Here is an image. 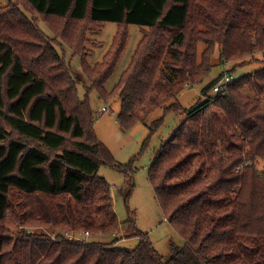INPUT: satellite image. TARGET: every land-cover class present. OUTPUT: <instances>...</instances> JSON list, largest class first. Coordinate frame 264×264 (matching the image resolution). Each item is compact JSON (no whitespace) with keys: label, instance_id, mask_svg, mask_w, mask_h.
Returning <instances> with one entry per match:
<instances>
[{"label":"trees","instance_id":"16d2710c","mask_svg":"<svg viewBox=\"0 0 264 264\" xmlns=\"http://www.w3.org/2000/svg\"><path fill=\"white\" fill-rule=\"evenodd\" d=\"M110 22L121 33L148 29L112 92L105 84L127 32L117 33L102 63L84 66L101 97L121 99L124 129L146 125L159 109L178 112L188 86L203 88L205 102L187 113L149 171L166 219L185 241L166 258L138 232L134 250L117 247L122 222L99 170L111 165L133 179L132 169L118 166L99 141L91 104L79 99L53 44L85 59L91 26ZM217 51L220 65H233V79L214 95L224 76L207 81ZM258 55L264 58V0L0 3V264H264V65L235 77L238 64L261 62ZM162 124L153 122L151 132ZM65 231L113 241L68 239Z\"/></svg>","mask_w":264,"mask_h":264},{"label":"rangeland","instance_id":"374dc122","mask_svg":"<svg viewBox=\"0 0 264 264\" xmlns=\"http://www.w3.org/2000/svg\"><path fill=\"white\" fill-rule=\"evenodd\" d=\"M8 2L9 0H0L1 5H6ZM26 15L32 19L27 13ZM38 25L52 41L55 37L54 34L40 20ZM126 32V47L118 60L114 73L105 84L108 92H112L116 88L129 68L137 47L148 29L130 25L127 30L122 31L123 34ZM117 33L122 34L121 31L119 32V26L116 23H106L102 27L91 26L87 34L88 42L85 45L86 53L90 55L85 59L83 56L74 54L73 50L64 45L60 47L55 43L53 44L77 80L79 99L88 100L91 104L95 122L94 130L99 141L111 151L118 166L124 169H132L133 179L111 165H103L99 170V176L104 177L111 185L113 207L122 222V227L124 226V229L121 231L120 228L117 234L120 239L117 247L134 250L140 241V238L135 236V233L138 232L149 238L157 253L166 258L170 256L174 247L184 246L185 241L166 219L150 182L149 171L162 146L186 121L187 113L205 102L202 95L203 88L202 86H188L178 97V103L182 107L178 112L165 113L163 109H159L147 118L146 125L140 123L130 129H124L119 122L122 109L121 99L119 97H112V99L101 97L93 88L84 70L85 65L95 67L103 62L104 57L113 47ZM204 49L205 47L201 44L199 48L201 54ZM257 58L261 62L249 64V59L247 65L238 64L235 67V77L238 78L256 71L257 68L260 69V66L264 65V58L260 55ZM214 63V68L207 80L208 83L218 79L223 72L225 73V69L233 68L232 64L220 65L218 51ZM104 107L109 109L108 113H103ZM161 119L163 124L152 133L150 126L153 122ZM258 168L264 169V160L258 162ZM130 220L134 224L127 223ZM110 237L104 235L97 239L92 236L89 240L107 243L113 241V238Z\"/></svg>","mask_w":264,"mask_h":264},{"label":"built area","instance_id":"2783aa9c","mask_svg":"<svg viewBox=\"0 0 264 264\" xmlns=\"http://www.w3.org/2000/svg\"><path fill=\"white\" fill-rule=\"evenodd\" d=\"M225 66H227V64H225ZM232 79H233V76L228 74V69H225L224 76L222 77L221 81L215 86L213 90V94L218 95V94L226 92L227 85L229 84V82L232 81ZM259 101L262 103V105H264V95L259 98ZM108 112H109V109L104 107L103 113H108ZM63 236L68 239L84 240L87 242L90 241L89 239L92 237L89 232H84L80 236H75L72 233L66 232V231L63 232ZM51 238L54 241H58L55 235H52Z\"/></svg>","mask_w":264,"mask_h":264},{"label":"crops","instance_id":"0c3cea01","mask_svg":"<svg viewBox=\"0 0 264 264\" xmlns=\"http://www.w3.org/2000/svg\"><path fill=\"white\" fill-rule=\"evenodd\" d=\"M124 229V226L123 227H121V231Z\"/></svg>","mask_w":264,"mask_h":264}]
</instances>
